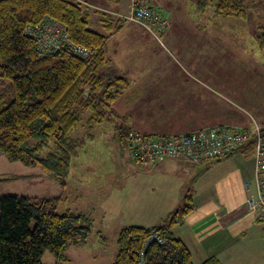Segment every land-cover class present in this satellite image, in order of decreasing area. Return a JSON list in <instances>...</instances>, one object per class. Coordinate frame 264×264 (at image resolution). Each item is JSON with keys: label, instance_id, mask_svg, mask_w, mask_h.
I'll return each mask as SVG.
<instances>
[{"label": "rangeland", "instance_id": "374dc122", "mask_svg": "<svg viewBox=\"0 0 264 264\" xmlns=\"http://www.w3.org/2000/svg\"><path fill=\"white\" fill-rule=\"evenodd\" d=\"M74 1H80L83 10L90 12V29L105 35L114 32L107 43V54L119 73L130 80L126 94L113 106L120 117L115 119L109 114L112 119L95 126L90 139L86 126L89 116L84 115L72 136L86 139V145L72 161L66 187L48 176L40 166L23 165L1 153L0 196L50 198L62 195L66 200L60 207L61 213L89 212L97 220L86 244L69 247L65 252L68 261L62 264H112L118 250L117 236L125 222L127 226L136 223L142 227L147 223L146 226L160 224L182 201L178 190L175 192L170 187L171 173H174L171 169L158 171L154 168L156 164L141 163L150 167L147 170L153 171V175H140L139 170L143 168L136 167L121 146L120 131L132 127V130L153 136L174 135L186 133L192 127L216 123L212 116L203 118V115L200 121H192V125L179 122L177 94H184V100L191 102L206 92L212 103V95L217 93L218 119L228 121V117L222 115L228 108L236 111L230 120L235 124L232 127L254 129L256 121L264 139V48L260 49L253 38L256 26L264 24V11L258 8L264 0L250 2L252 9L248 21L215 17L213 6L202 13L190 0H148L169 22L166 31L158 30L155 34L124 22L118 30L114 16L112 30H106L101 19L103 14L108 15L109 10L118 7L113 0ZM0 86L11 101V80L0 81ZM204 107L199 105L195 111ZM137 182L139 191H134ZM155 184L161 185L162 193L164 188L168 191L169 208L165 204L164 211L159 206L160 210L153 215L154 222L143 217L149 215L152 211L149 205L159 196L160 187ZM144 210L147 212L143 213ZM31 223L34 228L36 223ZM261 254L263 251L256 247L248 258L249 263L238 260L236 264H262ZM42 264H57V259L45 250Z\"/></svg>", "mask_w": 264, "mask_h": 264}, {"label": "trees", "instance_id": "16d2710c", "mask_svg": "<svg viewBox=\"0 0 264 264\" xmlns=\"http://www.w3.org/2000/svg\"><path fill=\"white\" fill-rule=\"evenodd\" d=\"M113 1L120 4L122 0ZM251 1L190 0L202 13L213 6L215 17L247 21L251 17ZM143 2L154 8L148 0ZM258 8L264 11V3ZM108 15L103 14L101 19L108 31L114 26L112 16L118 30L123 22L136 24L154 34L159 30H152V23L143 25L128 20L124 17L127 14ZM46 18L64 24L71 44L87 48L90 56H76L69 46L41 53L37 41L27 36L26 31ZM89 19L90 12L83 10L80 1L0 0V81L11 80L13 84L11 101L0 86V154L23 165L40 166L63 187L70 177L73 159L86 145V139L72 136L83 122L84 115L89 116L86 126L91 139L95 126L112 119L109 114L115 119L120 117L113 106L130 87V80L119 73L107 54V43L114 32L111 35L97 33L90 29ZM253 38L263 50L264 24L256 26ZM212 98L218 100L217 93ZM199 100L204 101L203 94L199 95ZM218 108L219 105L217 117ZM202 111L212 114L208 106ZM229 111V108L222 111V115L229 117L226 115ZM235 112L230 111L233 116ZM218 118L214 120H220ZM219 122L209 126L224 125L225 120ZM132 131L135 130L120 131V143L121 137ZM256 140L251 137L243 149L239 148L225 158L199 164H218L237 153L257 156ZM260 141L264 144L262 132ZM259 179L264 181V178ZM182 190L180 206L164 222L153 227L132 224L120 229L116 240L117 255L112 264H195L184 240L172 232L173 227L183 222L195 208L190 187ZM65 200L62 195L50 198L0 196V264H42L45 250L56 257L57 264H62L68 261L65 252L69 247L85 245L92 236L95 220L89 212L61 213L60 207ZM32 221L36 223L34 228H31ZM156 235L158 240L150 241ZM203 264L222 263L214 256Z\"/></svg>", "mask_w": 264, "mask_h": 264}, {"label": "crops", "instance_id": "0c3cea01", "mask_svg": "<svg viewBox=\"0 0 264 264\" xmlns=\"http://www.w3.org/2000/svg\"><path fill=\"white\" fill-rule=\"evenodd\" d=\"M133 1L122 0L118 7L109 10L111 11L110 14H128L131 11L130 7ZM209 95L206 92L203 94L204 101L197 98L194 101L187 102L184 100V94H177L176 101L178 102L176 106L177 112L180 113L179 122L192 125L197 119L201 120L200 115L205 116L203 118L212 116L213 119L217 120V100L212 98V103V100L208 97ZM199 105L208 106L212 114L202 111L203 109L196 112L195 109ZM173 106L175 104L171 108ZM226 115L230 116L228 121L223 122V124L231 127L235 125L233 121H230L233 114L227 112ZM215 122L209 123V125L221 123ZM209 125L192 127L186 132ZM116 127H114V130ZM131 129L133 128L131 127ZM135 166H142L143 169L140 168L141 170H139L140 175L146 173L153 175V171L147 170L150 167L143 164H135ZM208 166L207 164L198 166L188 162L184 163L177 159H164L155 165L154 168L158 171L169 168L174 172L171 173L172 183L170 187L175 192L178 190L177 193L181 197L183 195L182 189L188 186L194 196V210L183 222L173 227V234L184 240L188 250L192 253L195 264H203L205 260L214 256L222 264H236L238 260L249 263L248 258L252 256L256 247L263 251L260 258L262 264H264V224L257 222L256 215L251 211L248 202L249 198L256 197L257 177L264 178V157L259 159L257 156H244L242 153H237L233 157L224 159L221 163ZM138 182L134 191H139ZM155 186L160 187L159 196L154 203L149 205L152 209V211H149V215L143 217L147 221L156 219L153 215L157 213V210H160V207L165 211V204L167 209L169 208L168 191L164 188L165 192L162 193L161 185L155 184ZM153 191L155 192L156 188ZM146 212L147 210H144L143 213ZM132 224L137 225L136 223ZM149 224L152 225L146 226L144 224V226L153 227L159 223ZM95 225H97V220H95ZM123 226H127L126 222ZM240 252H242L241 256L239 255Z\"/></svg>", "mask_w": 264, "mask_h": 264}, {"label": "built area", "instance_id": "2783aa9c", "mask_svg": "<svg viewBox=\"0 0 264 264\" xmlns=\"http://www.w3.org/2000/svg\"><path fill=\"white\" fill-rule=\"evenodd\" d=\"M130 10L124 16L128 20L137 21L143 25L152 23L154 28L152 30L165 31L168 29L169 22L160 16L161 13L152 9L148 3L134 0ZM148 28L150 29V25ZM26 35L37 41L41 53L55 52L69 46L76 56L87 58L91 54L85 47L72 45L64 24L56 19L46 18L38 26L31 25L27 29ZM253 126L254 129H235L228 125H217L185 134L163 136H149L132 131L121 137V145L136 164L144 163L153 166L164 159H177L184 163L199 164V162L210 159L225 158L233 151L244 147V143L253 137L257 139L256 155L261 159L264 156V144L260 141L261 128L256 122ZM256 190V197L249 198L248 202L257 221L264 224V181L259 178H257ZM153 240H158L157 235L151 237L150 241Z\"/></svg>", "mask_w": 264, "mask_h": 264}]
</instances>
